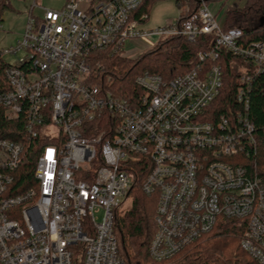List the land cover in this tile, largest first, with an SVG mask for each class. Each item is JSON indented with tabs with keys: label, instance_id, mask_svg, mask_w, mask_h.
Listing matches in <instances>:
<instances>
[{
	"label": "built area",
	"instance_id": "1",
	"mask_svg": "<svg viewBox=\"0 0 264 264\" xmlns=\"http://www.w3.org/2000/svg\"><path fill=\"white\" fill-rule=\"evenodd\" d=\"M144 1L42 8L15 48H0V107L9 121L24 119L29 139L45 142L36 187L15 196L24 146L0 139V264H125L115 222L141 178L157 201L153 261L169 264L230 223L242 250L264 264V181L255 165L236 160L257 149L249 103L264 80V42L225 30L205 0L194 12L182 7L177 23L146 31L148 15L137 14ZM177 37L212 39L196 68L172 80L138 75L142 94L133 102L113 91L98 54L136 60ZM22 51L14 63L4 59ZM223 52L240 71L226 107Z\"/></svg>",
	"mask_w": 264,
	"mask_h": 264
},
{
	"label": "trees",
	"instance_id": "2",
	"mask_svg": "<svg viewBox=\"0 0 264 264\" xmlns=\"http://www.w3.org/2000/svg\"><path fill=\"white\" fill-rule=\"evenodd\" d=\"M159 0H145L137 14H150V6ZM177 8L189 7L194 12L201 5V0H175ZM207 4L215 0H205ZM10 5L0 6V17ZM180 16V19H183ZM225 30L240 29L250 41L264 42V0H246L243 7H229L224 15ZM211 38H201L190 43L183 37L168 38L139 59L130 60L106 54H98L103 60L105 75L113 77L112 89L119 97L130 102L142 94L135 84V78L144 73L160 75L163 79L172 80L197 67V55L205 50ZM225 70V90L232 104L234 92L238 87V69L234 57L227 52L221 55ZM2 69L0 68V73ZM249 118L255 125L257 149L250 158L240 157L238 162L248 167L256 166L255 173L264 181V80L259 78L251 89ZM0 139L10 140L24 146L22 163L16 173L13 195H22L36 187L34 172L45 142L29 139L25 131L23 118L9 121L0 107ZM145 176V175H144ZM144 178L130 193L132 202L126 211L118 213L115 222V237L118 241V253L125 264H159L152 260L149 248L156 233L155 215L157 201L147 197L141 190ZM237 234V236L235 235ZM208 239V240H206ZM206 240V241H204ZM238 233L230 223H221L214 232L191 248L184 251L182 262L178 264H257L241 248Z\"/></svg>",
	"mask_w": 264,
	"mask_h": 264
},
{
	"label": "rangeland",
	"instance_id": "3",
	"mask_svg": "<svg viewBox=\"0 0 264 264\" xmlns=\"http://www.w3.org/2000/svg\"><path fill=\"white\" fill-rule=\"evenodd\" d=\"M68 0H35L36 7H32V0H11V7L6 9L0 20L3 28L0 31V48H15L18 41L22 40L23 34L26 31L29 16H39L43 13V9L59 11L61 10ZM219 4V16L223 15L225 11L231 7H243L246 0H215ZM212 3L210 6H214ZM150 14L148 20L143 25L146 31L164 28L168 25L177 23L180 16V10L177 8L175 0H159L151 4ZM25 55L22 51L18 56H6L4 59L10 63H14L17 59L23 58ZM132 199L125 205V209L130 206ZM97 221L102 222L104 214L103 211L96 215ZM20 220V219H18ZM237 236V234H235ZM208 240V239H206ZM204 240V241H206ZM184 255V253H183ZM181 255L177 260L169 264H178L184 258Z\"/></svg>",
	"mask_w": 264,
	"mask_h": 264
},
{
	"label": "crops",
	"instance_id": "4",
	"mask_svg": "<svg viewBox=\"0 0 264 264\" xmlns=\"http://www.w3.org/2000/svg\"><path fill=\"white\" fill-rule=\"evenodd\" d=\"M212 4V3H211ZM215 5L214 6H212L213 7V9L216 11V12H219V4H216V3H214ZM225 13H226V11L224 12V14L223 15H221V16H219V19H220V21H221V23L223 22V20H224V15H225Z\"/></svg>",
	"mask_w": 264,
	"mask_h": 264
}]
</instances>
